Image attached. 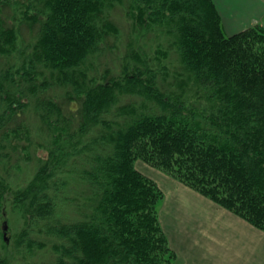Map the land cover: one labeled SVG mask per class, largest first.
Wrapping results in <instances>:
<instances>
[{
    "label": "trees",
    "instance_id": "1",
    "mask_svg": "<svg viewBox=\"0 0 264 264\" xmlns=\"http://www.w3.org/2000/svg\"><path fill=\"white\" fill-rule=\"evenodd\" d=\"M138 160L264 232V27L226 36L212 0H0V264H174Z\"/></svg>",
    "mask_w": 264,
    "mask_h": 264
},
{
    "label": "crops",
    "instance_id": "2",
    "mask_svg": "<svg viewBox=\"0 0 264 264\" xmlns=\"http://www.w3.org/2000/svg\"><path fill=\"white\" fill-rule=\"evenodd\" d=\"M212 1L226 36L264 27V0ZM164 185L158 186L165 192L158 217L174 264H256L264 258V232L181 184Z\"/></svg>",
    "mask_w": 264,
    "mask_h": 264
},
{
    "label": "rangeland",
    "instance_id": "3",
    "mask_svg": "<svg viewBox=\"0 0 264 264\" xmlns=\"http://www.w3.org/2000/svg\"><path fill=\"white\" fill-rule=\"evenodd\" d=\"M40 153H41V155H43L44 151L40 150ZM135 167L137 170L142 172L149 179L154 181L157 184V186H159V184H161V183L162 184L165 183L164 186L172 184V183L179 184V182L177 180L171 178L170 175H168L165 170H163L161 168H157V167L154 168L151 165L144 163L143 161H140V160L136 161ZM28 171H29L28 169L25 171V167H24L22 169V171L18 173L16 179H13V182L18 184V180L20 178H22L26 173H28ZM158 189L160 190V192H158V194L160 193V195H161L160 199L158 201V204H159L160 202L164 201L163 199L165 198V192L160 187ZM196 193L201 195L198 192H196ZM204 198H206V197H204ZM206 199H208V198H206ZM3 210H4V217H3L4 232L3 233H4V237L6 239L7 244L10 245L9 251L11 252L14 240L19 236V234L26 227L27 218L29 215V207L26 204V202H23V201L18 200V199H14L13 194L9 193L8 197L6 196L4 199ZM223 210H225V209H223ZM257 230H259V229H257ZM259 231H261V230H259ZM261 232H263V231H261ZM263 260H264L263 257L259 258V261H257L256 264H258V262H259V264H263L260 262ZM245 264H250V263L245 262Z\"/></svg>",
    "mask_w": 264,
    "mask_h": 264
}]
</instances>
